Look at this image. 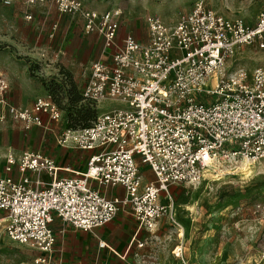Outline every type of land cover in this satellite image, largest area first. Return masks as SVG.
I'll list each match as a JSON object with an SVG mask.
<instances>
[{"label":"built area","instance_id":"built-area-1","mask_svg":"<svg viewBox=\"0 0 264 264\" xmlns=\"http://www.w3.org/2000/svg\"><path fill=\"white\" fill-rule=\"evenodd\" d=\"M25 2H51L59 14L79 17L86 34L102 39L101 57L83 69L81 96L96 107L114 105L88 126L59 135L50 130L58 145L91 151L82 171L59 176L55 161L40 150L4 151L0 223L8 239L36 251L19 264H66L54 255L55 216L87 232L127 210L139 226L153 231L160 218L172 214L170 186L200 181L218 160L264 158V67L224 73L236 47H264V8L247 23L224 17L208 0H196L174 24L145 16L147 38L141 41L130 34L117 38L118 7L99 12L81 0ZM58 117L49 94L30 107L10 103L0 74V122L11 118L25 129L46 128ZM14 168L16 177L9 175ZM95 185L121 186L125 195L108 198Z\"/></svg>","mask_w":264,"mask_h":264},{"label":"rangeland","instance_id":"rangeland-1","mask_svg":"<svg viewBox=\"0 0 264 264\" xmlns=\"http://www.w3.org/2000/svg\"><path fill=\"white\" fill-rule=\"evenodd\" d=\"M25 1L0 0V74L8 83V94L12 91L25 107L49 94L59 117L46 128L34 125L25 129L11 118L0 122V175H4L6 148L19 151L16 154L40 150L55 161L62 153L57 154L59 147L50 130L59 135L79 129L114 105L104 102L86 109L80 97L83 69L103 51L97 35L86 34L75 17L60 15L49 2L29 6ZM195 1L81 0L99 12L120 8V28L141 40L146 39L145 16L155 15L174 24ZM208 3L224 17L242 18L247 23L264 8V0ZM26 14L31 17L27 19ZM256 66L264 67V47L241 45L226 62L224 73L239 68L250 73ZM240 160L212 162L200 181L170 186L167 198L172 214L160 218L153 231L136 225L129 211H120L111 223L122 217L132 221L137 230L129 238L114 237L104 248L96 241L88 252L80 254L79 231L68 223L55 222L52 230L57 253L63 247L67 251L64 259L72 264H264V158L249 160L247 171L239 168ZM141 170L146 179H153L145 167ZM3 225L0 223V264H19L36 255L32 248L8 239Z\"/></svg>","mask_w":264,"mask_h":264},{"label":"crops","instance_id":"crops-1","mask_svg":"<svg viewBox=\"0 0 264 264\" xmlns=\"http://www.w3.org/2000/svg\"><path fill=\"white\" fill-rule=\"evenodd\" d=\"M49 3H51V2H49ZM52 5L54 6V4H52ZM60 15H62V14H60ZM73 17L76 18L77 23L82 28V20L79 17H76V16H73ZM82 30H83V28H82ZM92 35L96 36V34H94V33H92ZM123 35H124L123 29L119 28L117 38L120 39ZM97 37H98L97 39L101 43V48H102V46H103L102 45V39L98 35H97ZM146 38H147V33H146ZM139 40H141V39H139ZM145 40L142 39L141 41H145ZM82 85H83V82H82ZM8 100L10 101V103H12L16 106L25 107L21 104V99L19 97H17V98L13 97L12 91L8 94ZM58 147L59 148H56L57 154L62 153V155L60 154L61 158L55 160L56 165L60 168V170L58 172L59 176L69 175L73 171L84 170V168L86 166L87 159H88L89 155L91 154V151L80 150L77 148H73L70 145H67V146L58 145ZM6 149H8V148H6ZM9 149H11L14 153L16 151L15 149H12L10 147H9ZM16 152H19V151H16ZM63 168H67L68 171H64ZM0 173H2V172H0ZM9 175L16 177L17 176L16 168H14L13 172L9 173ZM42 178L46 182L49 181V176L45 173L42 174ZM95 187H98L99 190H100V188H103L102 193L108 198H111L114 196L122 197L125 195L124 188L121 186L102 187V186H96L95 185ZM55 222L56 223L57 222L62 223L63 221H61L59 218H57L55 216L53 218L52 223H51V227L55 224ZM136 225H137V223H136ZM134 229H135V224L132 221H129L127 219H123L122 217H119L117 220L114 221V223H111V222L107 223V224L100 226V227H97L91 231L85 232V231H81V230L76 229V231H79V233L76 234L77 239H78L77 244H78V246L81 247V250L79 252H80V254H85L86 252H88L90 250V247L96 243V241L98 242L99 248H104V246L101 247L99 245V243H104V245H105L107 242L111 241L114 237H119L121 235H126L129 238V236L131 234H133V233L135 234L137 229L136 230H134ZM59 249H60V254L57 253V250H56L55 244H54L55 258L57 260L62 261L63 263L72 264V263H68L65 260L66 258L64 259V256L67 253V251L63 247H60Z\"/></svg>","mask_w":264,"mask_h":264},{"label":"bare ground","instance_id":"bare-ground-1","mask_svg":"<svg viewBox=\"0 0 264 264\" xmlns=\"http://www.w3.org/2000/svg\"><path fill=\"white\" fill-rule=\"evenodd\" d=\"M240 161H242V163L240 164V167H239L241 170H246L247 171L248 169H250L249 167L251 166L250 165L251 162L249 160L242 159ZM217 180H220V178H218Z\"/></svg>","mask_w":264,"mask_h":264},{"label":"trees","instance_id":"trees-1","mask_svg":"<svg viewBox=\"0 0 264 264\" xmlns=\"http://www.w3.org/2000/svg\"><path fill=\"white\" fill-rule=\"evenodd\" d=\"M80 97H81V99H82V96H81V93H80ZM83 100V99H82ZM84 101V100H83ZM85 102V101H84ZM85 104H86V109L87 108H90V109H93L94 108V105H90L88 102H85ZM91 122H89L88 124H86V125H84V126H82V127H85V126H88L89 124H90ZM82 127H80V128H82ZM74 130V129H73Z\"/></svg>","mask_w":264,"mask_h":264}]
</instances>
